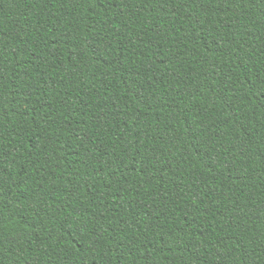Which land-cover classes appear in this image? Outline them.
I'll return each instance as SVG.
<instances>
[{
  "label": "trees",
  "instance_id": "trees-1",
  "mask_svg": "<svg viewBox=\"0 0 264 264\" xmlns=\"http://www.w3.org/2000/svg\"><path fill=\"white\" fill-rule=\"evenodd\" d=\"M0 264H264V0H0Z\"/></svg>",
  "mask_w": 264,
  "mask_h": 264
}]
</instances>
